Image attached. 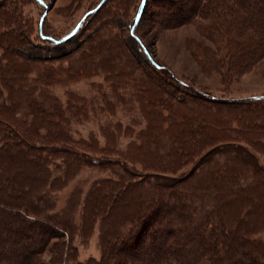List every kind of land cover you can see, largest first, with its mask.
Segmentation results:
<instances>
[{"label":"trees","instance_id":"1","mask_svg":"<svg viewBox=\"0 0 264 264\" xmlns=\"http://www.w3.org/2000/svg\"><path fill=\"white\" fill-rule=\"evenodd\" d=\"M33 1L45 7L44 0ZM105 1L100 0L87 10L62 39L58 38L60 40L43 31V12L40 13L36 20L38 37L51 43L65 42L79 31L84 17L94 14ZM145 1H137L127 33L134 39L147 63L161 70L163 67L135 33ZM191 1L192 13L206 9L209 3L210 6L220 4L227 7L223 0ZM201 1L204 5H201ZM232 2L234 21L231 27L236 36L235 40L232 39V47H237L240 52L236 49L232 52L237 58L227 66L229 70L246 68L264 56V0ZM208 26L220 30H217L219 35L225 33L228 27L226 24ZM246 29L248 39L243 45L239 37L245 34ZM22 44L24 36L16 24L0 25V79L6 92L1 94L0 88V173L11 169L16 171L15 176L10 174L6 183L0 182V201L21 208L12 216L0 214V264H234L230 262L231 255L240 254L237 249L246 243L252 249L244 252L243 264H248V260L250 264H258L255 263L254 253L264 261V244L250 239L264 225V177L257 169L256 164H260L256 157L251 158V151L239 144L237 152L232 153L237 156L235 163L252 166L251 170L257 178L253 186L238 183L235 177L242 172L231 168L220 170L212 166L211 170L205 172L208 175L201 179V176L192 177V173L174 174L178 165H183L205 147L212 148L210 162H213L214 148L217 150L223 144H233L232 134L237 132L234 121L250 125V133L241 135L239 142L252 148L259 144L264 153V115L255 113L256 108L244 113L241 119L235 115V106L247 100H222L197 91L193 96H198L194 98L190 97L192 95L164 97L160 82L143 72L123 49H111L105 42L95 47L90 55L84 53L71 57L65 70L27 59L20 51L13 50L14 46L20 47ZM243 48L248 55H241ZM96 69L108 75L103 81L110 86L109 93L103 92L102 82L93 86L99 95V106H94L91 100L87 101L88 98L70 93H65L64 102L53 95L52 87L61 83L60 73L66 71L70 80H79L89 77ZM173 79L175 83L184 85L182 81ZM130 82L134 83L132 87ZM124 89L133 90L131 95L136 109L130 108L131 100L119 98L118 91ZM120 96L124 94L121 92ZM117 104L122 110L138 112L147 125L145 132L129 138V146H121L120 132L125 128L120 120L116 123L110 121L111 129L100 130L105 145L98 144L96 136H90L88 140L73 138L71 125L79 117L85 116L93 107L114 116ZM220 104L226 106V121L221 118L222 112L214 115L208 112L209 109L218 111L222 106ZM137 117H132L125 124H139L142 120ZM115 141L120 148L113 149ZM240 152L248 155L249 160L242 161L244 155ZM97 153L100 156H113L112 160L121 161L123 169L129 164H138L143 170L133 168L132 173L128 174L129 183L123 181L120 186L116 184L118 176L95 180L90 186L83 198L81 212H86L87 218L93 216L90 218L92 225L95 218H111L115 210L114 218L105 225L106 229L110 225L112 230L106 233L104 239L117 241L115 246L101 247L99 261L83 263L74 255L76 249L69 243L70 239L66 240L62 233L53 232L48 226L41 228L44 232L40 230L39 233V228L30 229L24 225L32 220H40L34 215L38 212L42 214L41 207H46L44 202L48 203L46 196L52 191L54 182L61 179L60 166H73L81 163L83 158L96 165L99 161L94 155ZM223 154H228V151ZM227 160L231 162L229 158ZM67 175L68 172L64 173V176ZM16 181L21 182V186L17 187ZM259 192L261 196L257 195ZM118 193L120 196L117 198ZM130 194L138 199L150 197L152 200L129 218L123 207ZM164 195L170 201H179L177 210L163 211L160 205L157 207ZM46 210L50 211L47 218L59 223V228H62V220L58 219V212L52 205ZM250 210L253 218L248 216ZM162 212H169L170 216L162 226L166 235L157 239L153 229H157L156 218ZM26 236L35 240L32 242L34 245L19 244L24 242ZM149 240L153 242L152 255H148L150 251L142 250ZM235 244H239V247L236 248ZM165 250L170 251L167 253ZM44 253L48 257L43 256Z\"/></svg>","mask_w":264,"mask_h":264},{"label":"rangeland","instance_id":"2","mask_svg":"<svg viewBox=\"0 0 264 264\" xmlns=\"http://www.w3.org/2000/svg\"><path fill=\"white\" fill-rule=\"evenodd\" d=\"M99 1L100 0H44L45 7H43L33 3V0H0V25L9 26L12 22L17 25L18 31L24 36V45L22 44L20 47L14 46L13 50L20 51L27 59L42 61L53 68L59 67L65 70L68 68V61L71 57L79 56L84 53L90 55L92 54V50H95V47L105 42L106 46L111 49H116L118 47L123 49L128 57L136 62L143 72L152 80L155 79L160 82V89L164 97H188L186 95H192L190 97L194 98L198 96H193V94H196L194 92L197 91L222 100H247L240 102V104H237L234 108L235 115L240 117V119L242 118L241 116H245L244 113L254 108H256L254 110L255 113L264 115V56L246 68L241 67L232 70L227 68V66L233 64L232 61L237 58L232 52L235 49L240 52L237 47H232V39L235 40L236 37L231 27L234 21L231 13V6H233L232 0H223L224 4L227 6L226 8L224 5L220 4H212V6H210L209 3L206 9H201L198 13L191 12L193 4L191 0H146L140 20L135 26V33L140 37L145 46H147L153 58L163 67L161 70L155 69L147 63L144 55L134 42V39L127 33V27L138 0H106L94 14H89L84 17V23L79 31L65 42L51 43L49 41H43L38 37L36 20L40 13L43 12V31L52 35L55 39H62L61 37H64L68 33L74 24L83 17L85 12L91 7H94ZM246 1L248 2L249 0ZM201 5H204L203 1H201ZM221 24H226L228 26L225 33L221 32L222 36L217 34L220 30L211 29L210 26H208L215 25L214 27H216ZM247 31L246 29L244 32L245 34L239 37V40L244 42L243 45L246 44L248 39ZM242 50L241 55L249 54H246L245 48ZM1 54L2 50L0 48V56ZM250 56H252L251 53ZM1 60L2 58L0 57V61ZM60 74L61 83L59 82L52 87L54 93L52 94L62 102L65 100V93H70L88 98L86 99L87 101L91 100L90 102L93 103L94 106H99V95L95 93L96 89L93 88V86H98L101 82L103 92H110L109 83L103 81V78H107L108 75L104 74L102 70L96 69L94 73H90L89 77L79 80H70L66 71ZM170 74L173 78L182 81L184 85L175 83L176 81L171 78ZM130 85V87H132L134 83L130 82ZM1 87V94H5L6 92L3 90L2 79H0V88ZM121 92L124 96H120ZM121 92L118 91L119 98L131 100L130 108H135V103L132 98L133 95H131L133 94V90L124 89L121 90ZM114 110V116H110L107 112L104 113V111L96 110L95 107L90 109L85 116L79 117L71 125L73 138L88 140L90 136H96L95 140L98 141V144L105 145V139L102 137L100 130L111 129L112 127L109 125V122L112 121L116 123L120 120L121 124L123 123L122 127L125 128L120 132L121 146H129L130 137L134 138L137 133L145 132L147 126L146 122H144L138 112L135 113L134 111L122 110L119 104H117ZM208 112H210L211 115L222 112L220 114L222 115V120H225L227 115L226 106L223 105L218 111L209 109ZM135 116H138V120H142L139 124H125L129 123L131 118ZM186 122L187 121H185V123ZM233 124L237 131L234 135L232 134L233 144L229 146L223 144V146L217 148V150L214 148L213 162H210L212 148L205 147L200 150L198 154L192 156L189 161L183 165H178L175 168V176L189 175L192 173V177L201 176V179L204 175H208L205 172L208 171V169L211 170L212 166L220 170L231 168L232 170L235 169L242 172L235 177L238 183H248L253 186L257 178L251 170L252 166L248 167L247 164L234 162L237 160V156H235V153H232V151L237 152V147L241 144L244 145L243 147H246L248 151L253 153V156L250 155L251 158L256 157L255 159H257V162L260 164V166L256 164L257 169L264 177L263 147L258 144V147L252 148L239 142L241 135L250 133V127H248L250 125H246L245 123L241 124L240 122L236 123L235 121ZM115 147L120 148V145L116 141L113 144V149H115ZM217 147H219V145ZM225 151H228V154L224 155L223 152ZM240 154L244 155L242 152H240ZM59 155L64 156L62 154ZM204 155L207 157H204ZM94 157L99 161L96 165H91L89 159L83 158L81 163L73 166H60L59 171L63 174L61 179L56 183L54 182L52 191L46 196V198H48V203L47 201L44 202L46 207H41L40 210L42 214L39 215L38 212L34 215L35 218L42 221L30 220L31 222L24 225H27L30 229L31 227L33 229L39 228V233L40 230L44 232L41 229L44 228V226H48L53 232L57 231L62 233L66 240L70 239L69 243L76 249L74 255L83 263L89 260L99 261L101 247H103V245L115 246V242L117 241L115 240V242H113L108 238L104 239V237L107 236L106 233L112 230L110 225H107V229L105 225L110 224V220L115 216V210L111 218L103 220L95 218L92 225L90 224V218L93 216L91 215L87 218V213L84 212L82 214L81 212L83 198L90 186L95 180L103 178L112 179L117 176L119 178L116 184L120 186L123 181L129 183L127 181L130 179L128 174L132 173L133 168L143 170L138 164L132 166L129 163L127 168L123 169L121 161L112 160L113 156L105 154L100 156L97 153ZM228 158L231 162L227 160ZM242 158L241 160L243 161L248 158V155H244ZM247 160H249V158ZM82 162L87 163L88 166ZM13 168H15V166ZM11 170H8V172L4 174L0 173L1 184L6 183V179L9 178L11 173L15 176L16 171ZM67 172L68 175L64 176V173ZM55 174H57V172ZM167 175L170 176V174ZM16 184V186L19 187L22 183L16 181ZM257 195L261 196L262 194L259 192ZM119 196L118 193L117 198ZM137 199L138 198H135L133 194H130L124 204L123 211L129 215V218L139 213V209H142L143 205L147 202L150 203L152 200L150 197ZM262 199L264 200V198ZM178 204H180L178 200L173 199L170 201L166 195H164L161 197L160 204H158L157 207L160 205L161 208H164L163 211L166 209L175 211L178 209ZM51 205L53 209L58 212V219L62 220V228H59V223L47 218L50 211L46 210V208ZM19 209L21 208H18L15 204H2L0 201V214H6L7 216L11 214L12 216L13 213L19 211ZM168 213L162 212L161 215L156 218L155 226H157V229H153V231L156 232L157 239H161L166 235L164 234L165 232H163L162 226L165 220L170 216ZM248 216L253 218L251 210ZM121 234L123 233H120V235ZM24 239V242L19 243L20 245H34L32 242L35 240H33L32 237L26 236ZM250 239L251 241L254 240L255 242L257 241V243L264 244V225L259 233L251 236ZM52 241L53 240H51V242ZM67 243L68 241H66L65 244ZM152 244L153 242L149 240L148 245L146 244L142 248L144 252H151L148 253V255H152L154 251L152 249ZM235 246L238 248L239 244H235ZM248 248L252 249L247 243L241 245L237 249V252L240 254L233 253L230 262L234 264H243L245 258L244 252H246ZM165 251L167 252L170 250ZM262 254L264 257V253ZM6 256L9 258V255ZM43 256L48 257L46 253H44ZM253 256L255 258V263L264 264V261H262L263 259H260L257 253H254ZM63 257L65 258V255H63ZM64 258H62L63 261ZM250 263L251 261L248 260V264Z\"/></svg>","mask_w":264,"mask_h":264}]
</instances>
